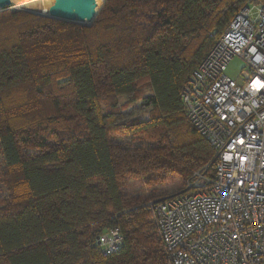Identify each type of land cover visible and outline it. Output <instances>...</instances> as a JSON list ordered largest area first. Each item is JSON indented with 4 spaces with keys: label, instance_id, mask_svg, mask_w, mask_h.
I'll return each instance as SVG.
<instances>
[{
    "label": "trees",
    "instance_id": "trees-1",
    "mask_svg": "<svg viewBox=\"0 0 264 264\" xmlns=\"http://www.w3.org/2000/svg\"><path fill=\"white\" fill-rule=\"evenodd\" d=\"M248 1L97 0L91 24L0 10V264H169L146 205L165 193L124 187L213 170L181 91Z\"/></svg>",
    "mask_w": 264,
    "mask_h": 264
},
{
    "label": "built area",
    "instance_id": "built-area-1",
    "mask_svg": "<svg viewBox=\"0 0 264 264\" xmlns=\"http://www.w3.org/2000/svg\"><path fill=\"white\" fill-rule=\"evenodd\" d=\"M240 76L227 73L233 57ZM188 119L214 149L213 170L149 200L169 264H264V3L235 14L184 83ZM104 253L123 236H99Z\"/></svg>",
    "mask_w": 264,
    "mask_h": 264
},
{
    "label": "rangeland",
    "instance_id": "rangeland-1",
    "mask_svg": "<svg viewBox=\"0 0 264 264\" xmlns=\"http://www.w3.org/2000/svg\"><path fill=\"white\" fill-rule=\"evenodd\" d=\"M94 3H96V5L95 4L94 5L96 9H98L97 0H95ZM101 6L98 9V11L101 9ZM12 7H19V6H15L12 3L11 8ZM22 8L43 12L41 8H30L25 6H22ZM242 65H243L242 58H240L239 56L233 57V59L230 61L228 65L227 73L235 78H238L240 76V69ZM135 116H147L146 107L144 106L142 101H138L136 105L127 108L123 113L119 115V118L127 119ZM2 159H3V155L0 152V163ZM182 187H183V181H181L177 177H172L168 179L166 182L157 185H150L145 182V179L128 178L124 190L130 193L131 195L140 196V198L144 200L150 198V196L155 194L159 195L165 193V195H167L178 192Z\"/></svg>",
    "mask_w": 264,
    "mask_h": 264
},
{
    "label": "water",
    "instance_id": "water-1",
    "mask_svg": "<svg viewBox=\"0 0 264 264\" xmlns=\"http://www.w3.org/2000/svg\"><path fill=\"white\" fill-rule=\"evenodd\" d=\"M11 5L12 0H0V10L11 7ZM40 13L65 20L91 24L98 14V9L94 5V0H49L47 12Z\"/></svg>",
    "mask_w": 264,
    "mask_h": 264
},
{
    "label": "bare ground",
    "instance_id": "bare-ground-1",
    "mask_svg": "<svg viewBox=\"0 0 264 264\" xmlns=\"http://www.w3.org/2000/svg\"><path fill=\"white\" fill-rule=\"evenodd\" d=\"M48 1L49 0H12V3L19 7L41 8L43 12H47Z\"/></svg>",
    "mask_w": 264,
    "mask_h": 264
}]
</instances>
